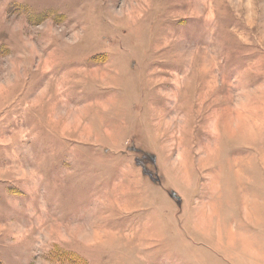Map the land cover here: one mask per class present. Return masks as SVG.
I'll return each mask as SVG.
<instances>
[{
  "label": "rangeland",
  "instance_id": "rangeland-1",
  "mask_svg": "<svg viewBox=\"0 0 264 264\" xmlns=\"http://www.w3.org/2000/svg\"><path fill=\"white\" fill-rule=\"evenodd\" d=\"M0 264H264V0H0Z\"/></svg>",
  "mask_w": 264,
  "mask_h": 264
}]
</instances>
